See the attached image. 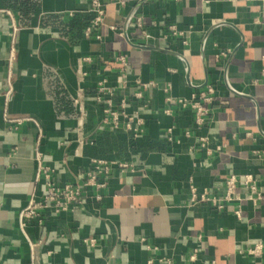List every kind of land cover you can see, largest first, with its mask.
Wrapping results in <instances>:
<instances>
[{"label":"crops","instance_id":"crops-1","mask_svg":"<svg viewBox=\"0 0 264 264\" xmlns=\"http://www.w3.org/2000/svg\"><path fill=\"white\" fill-rule=\"evenodd\" d=\"M100 1L92 25V0H0V264H264V0ZM207 84L198 128L178 99ZM94 158L114 162L106 186L26 234L40 165L82 181ZM232 174L259 194L240 180L222 208L193 202L191 186L222 198Z\"/></svg>","mask_w":264,"mask_h":264},{"label":"built area","instance_id":"built-area-1","mask_svg":"<svg viewBox=\"0 0 264 264\" xmlns=\"http://www.w3.org/2000/svg\"><path fill=\"white\" fill-rule=\"evenodd\" d=\"M93 10L95 16L92 18V25L100 24L105 15V10L100 0H92ZM8 14H11L10 10H7ZM137 24L141 25L140 17L136 18ZM90 28L88 30L90 31ZM175 30V27L172 26ZM175 32H177L175 30ZM15 59V50L12 48L9 56V64H12ZM89 59V58H88ZM122 63L121 73L123 76H127L128 63L124 55L118 57ZM262 75L264 78V69L262 70ZM104 88V87H103ZM216 89L212 84H207L205 90L199 93H194L189 99H178V102L183 107H189L193 110L194 117L198 128L204 126V124L211 117L213 112V103L215 102ZM143 96L142 92H136V97L141 98ZM101 97V96H100ZM109 107L106 109L108 113L112 116V123L118 124L121 119H123L124 127L127 130L138 131L142 126L143 121L137 115H127L124 114L119 109H113V104L111 99H107ZM5 119L10 123L20 125L23 121L31 119L28 116H21L10 118L8 114H4ZM135 125V126H134ZM186 135H190V131L186 132ZM201 146H207V138L205 136H200ZM39 159L41 158V153H38ZM111 162L104 158H94L92 160V169L86 174V178L82 181L66 182L60 183L56 180L53 175L54 169L50 166L41 164L38 168L36 182L33 187V191L27 204L22 208L19 213V222L23 230L26 229L29 222L42 223L47 218L48 215H58L62 212L70 211L73 209L74 205L84 198V191L88 187L103 188L106 186L105 177H107L111 170ZM122 168H126L127 164L120 163ZM104 176V180L101 177ZM242 181L246 187H248L253 193H258V186L255 176L252 174H245L242 179L236 174L230 175L226 178V191L222 198L216 196L210 197L208 190L204 189L202 192H198L196 186H191L192 200L193 202L204 201L212 202L213 206L217 208H222L226 204L234 199V191L239 181ZM40 186L41 189H40ZM44 188V190H42ZM259 194V193H258ZM97 199H101V195H96ZM26 233V230L24 231ZM27 234V233H26ZM31 248H34L36 243L30 241ZM262 247V244H258L256 248L252 250L253 253H257ZM194 258V256H192ZM148 264H152L151 261Z\"/></svg>","mask_w":264,"mask_h":264}]
</instances>
